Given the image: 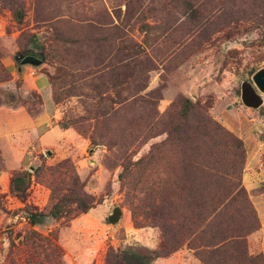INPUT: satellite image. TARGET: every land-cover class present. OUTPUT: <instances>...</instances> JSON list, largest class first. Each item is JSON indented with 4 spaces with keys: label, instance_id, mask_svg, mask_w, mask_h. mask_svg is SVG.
Returning <instances> with one entry per match:
<instances>
[{
    "label": "rangeland",
    "instance_id": "374dc122",
    "mask_svg": "<svg viewBox=\"0 0 264 264\" xmlns=\"http://www.w3.org/2000/svg\"><path fill=\"white\" fill-rule=\"evenodd\" d=\"M191 1L201 24L187 20L172 0H0V61L9 73L0 82V101L35 116L50 92L57 115L51 121L62 129L68 125L20 169L30 172L25 199L10 186V198L0 193V264H104L110 248H159L171 221L161 219L162 206L176 196L170 181L185 159L182 145L165 141L164 130L179 120L187 98L196 105L189 125L216 140L211 145L200 136L199 161L215 160L222 171L229 164L230 177L241 181L250 204L242 223L247 228L258 222L245 236L247 252L261 255L264 264V253L251 252L248 238L260 227L251 199L264 192V182L249 191L242 179L248 168L264 172V94L258 108L240 98L241 83L252 82L264 67V0ZM144 22L158 27L147 33L150 48L138 53ZM165 27L170 28L162 32ZM26 52L42 63L19 72L14 57ZM108 58L116 61L115 77L124 83L112 84ZM132 98L139 100L123 107ZM202 113L210 122L197 121ZM226 131L241 150L231 138L222 139ZM226 143L235 155L224 153ZM78 185L94 205L86 215L30 225L27 206L47 213L55 197ZM114 206L122 216L112 225L107 217ZM187 244L151 264H187L177 255Z\"/></svg>",
    "mask_w": 264,
    "mask_h": 264
},
{
    "label": "trees",
    "instance_id": "16d2710c",
    "mask_svg": "<svg viewBox=\"0 0 264 264\" xmlns=\"http://www.w3.org/2000/svg\"><path fill=\"white\" fill-rule=\"evenodd\" d=\"M172 6L181 8V12L187 20L198 24L202 23L201 12L191 0H172ZM139 21L141 19L137 18L134 22L138 23ZM157 27L156 24L139 23V30L144 34V39L142 45H138L140 49L138 53L150 48L147 33ZM169 28L165 27L162 32ZM110 59L108 58L106 62L108 65L107 70L112 69L111 76L113 78L110 79L112 84L117 86L124 83V81L115 77L117 69L114 63L116 61L113 62ZM7 75L9 76V73L0 61V82L4 81L8 77ZM145 86L143 84L137 92H140ZM116 94L120 97V90ZM10 99L14 100V96ZM137 100L139 99L132 98L126 104L125 101H113V103L125 104L123 105L125 107L132 105ZM0 104L3 103L0 101ZM194 111H196V105L190 98L185 99L182 111L179 114V120L175 124H170L164 130L167 134L165 141L182 145L181 153L185 159L179 163L180 173L178 177L170 181V184L176 186L171 187V189L176 190V196L169 200L168 204L162 206L161 219L171 221L170 228H165L162 231L163 241H161L159 248L141 251L131 246L119 252L110 248L106 253L104 264H151L155 258L168 256L181 248L186 240L189 248H195V254L203 264H260L261 255L259 257V255H250L247 252L245 236L257 228L258 222L256 223L257 226L255 224L247 228L242 223L245 221L244 212L250 207L246 190L241 185L240 180L236 179L235 182L230 177L232 173L229 164L228 169L222 171L217 169L215 160L207 164H202L199 161L202 154V149L198 146L200 136L210 138L211 145H214L216 140L211 133L201 132L199 125L196 127L189 125L188 121ZM197 121L201 123L210 122L209 118L203 113ZM62 127L67 128L68 125L63 124ZM221 134L223 140H227V137L231 138L235 143L234 148L241 150V142L233 138L229 132L226 131ZM226 145L227 143L225 144L224 153L228 154L230 152L235 155V152L226 148ZM209 153L212 152L209 151ZM141 162L142 159L139 163ZM1 168H3V159L0 154ZM124 170L126 171V167H123ZM123 174L121 172L119 176L122 177ZM228 176L230 179L227 178ZM29 180L30 172L28 170L14 172L10 179V191L12 190L24 200ZM239 198L240 201L242 199V204L238 203ZM72 204H75L74 209L67 207ZM93 207V202L83 192L82 185H78L67 190L63 195L55 197V201L47 213L35 210L34 207L30 209L28 206L26 212L30 225L34 226L43 223L44 219L48 217L59 219L68 214L87 213ZM252 215L255 216V212ZM164 233L170 237L164 235ZM31 235L37 237L39 233L33 230ZM165 237L167 238L165 239Z\"/></svg>",
    "mask_w": 264,
    "mask_h": 264
},
{
    "label": "crops",
    "instance_id": "0c3cea01",
    "mask_svg": "<svg viewBox=\"0 0 264 264\" xmlns=\"http://www.w3.org/2000/svg\"><path fill=\"white\" fill-rule=\"evenodd\" d=\"M5 64L11 71V61L8 57L5 58ZM22 71L27 70L22 68ZM29 76L34 89L42 95L36 80L31 75ZM47 98L49 101L43 97L42 110L35 116L29 114L23 106L13 107L0 104V151L3 159V168L0 169V193L5 198L11 197L9 186L13 172L20 170L33 157L37 148H46L56 138L64 135L65 128L62 129L51 121L53 116L57 115H53L54 107L50 92H47ZM253 170V168H248V172H245L242 177L243 184L249 191L258 188L260 183L264 182V172ZM251 201L255 207L260 227L248 236L249 246L253 253H264V192L253 194ZM128 227L129 225H127L126 232L132 233ZM193 251L195 248H186L179 251L177 255L182 256L187 264H202L193 255Z\"/></svg>",
    "mask_w": 264,
    "mask_h": 264
},
{
    "label": "water",
    "instance_id": "95a60500",
    "mask_svg": "<svg viewBox=\"0 0 264 264\" xmlns=\"http://www.w3.org/2000/svg\"><path fill=\"white\" fill-rule=\"evenodd\" d=\"M16 63H18L17 70L22 71L23 65H32L38 67L42 60L34 54L25 55L24 53H18L14 57ZM240 98L246 107L258 108L263 104V98L261 94H264V67L257 70L252 75V82L245 80L240 86ZM122 216V210L119 206L112 207L111 213L108 215V222L115 225L120 222Z\"/></svg>",
    "mask_w": 264,
    "mask_h": 264
},
{
    "label": "flooded vegetation",
    "instance_id": "af4514ba",
    "mask_svg": "<svg viewBox=\"0 0 264 264\" xmlns=\"http://www.w3.org/2000/svg\"><path fill=\"white\" fill-rule=\"evenodd\" d=\"M24 54H25V55H28V54H33V53H31V52H30V53H27V52H26V53H24Z\"/></svg>",
    "mask_w": 264,
    "mask_h": 264
}]
</instances>
